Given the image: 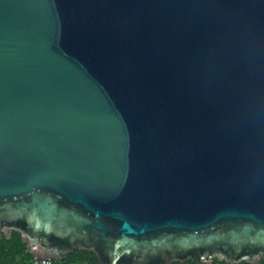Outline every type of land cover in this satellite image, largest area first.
<instances>
[{"label":"water","instance_id":"1","mask_svg":"<svg viewBox=\"0 0 264 264\" xmlns=\"http://www.w3.org/2000/svg\"><path fill=\"white\" fill-rule=\"evenodd\" d=\"M33 260L264 263V0H0V239Z\"/></svg>","mask_w":264,"mask_h":264},{"label":"trees","instance_id":"2","mask_svg":"<svg viewBox=\"0 0 264 264\" xmlns=\"http://www.w3.org/2000/svg\"><path fill=\"white\" fill-rule=\"evenodd\" d=\"M31 260V256L25 252V245L21 243L19 235H11L10 239L4 237L0 239V264H26ZM85 263L97 264V260L93 254L79 250L67 254L62 261L54 262V264Z\"/></svg>","mask_w":264,"mask_h":264},{"label":"built area","instance_id":"3","mask_svg":"<svg viewBox=\"0 0 264 264\" xmlns=\"http://www.w3.org/2000/svg\"><path fill=\"white\" fill-rule=\"evenodd\" d=\"M26 264H54V262L52 261H48V260H31L29 262H27ZM85 264H95V263H85Z\"/></svg>","mask_w":264,"mask_h":264}]
</instances>
